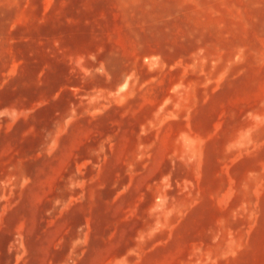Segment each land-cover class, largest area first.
Returning a JSON list of instances; mask_svg holds the SVG:
<instances>
[{
    "label": "rangeland",
    "instance_id": "374dc122",
    "mask_svg": "<svg viewBox=\"0 0 264 264\" xmlns=\"http://www.w3.org/2000/svg\"><path fill=\"white\" fill-rule=\"evenodd\" d=\"M0 264H264V0H0Z\"/></svg>",
    "mask_w": 264,
    "mask_h": 264
}]
</instances>
